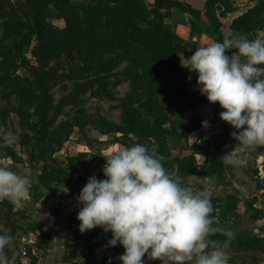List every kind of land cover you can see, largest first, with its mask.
I'll return each instance as SVG.
<instances>
[{
	"label": "rangeland",
	"instance_id": "rangeland-1",
	"mask_svg": "<svg viewBox=\"0 0 264 264\" xmlns=\"http://www.w3.org/2000/svg\"><path fill=\"white\" fill-rule=\"evenodd\" d=\"M1 1L3 12L0 13V42L3 45L13 46L15 68L19 78L32 87L35 82L32 67L40 66L53 68L59 75L68 73V76H59L51 82L54 109L49 115L55 120L50 128V140L47 139V143L58 141V144H55L54 153L47 156L48 158L43 162L30 159L21 135L24 128L23 117L30 121L37 120L36 101H24L14 92L10 96L11 103L7 98L0 97V165L6 162L21 163L26 160L27 163L41 168L44 166L52 168L64 163L69 154L87 151L95 157L92 167L96 166L94 174L92 168L85 170L84 174L88 181L93 175L98 180L106 179L102 171L104 157L121 146L145 145L151 153L159 156L160 143L155 137H139L118 129L105 131L106 125L117 127L121 124L123 109L127 104L145 121L153 122L160 111H166L167 114L172 115L174 127H179L181 123L191 118L194 119L193 122L199 124L191 133L189 140L172 130L167 132L166 138L171 157L186 153L187 151L182 149L183 146L194 143L202 136L220 132L226 125L219 115L224 110L219 104H210L207 98L196 107L184 112L177 111L180 93L176 90L173 62L167 63L162 57L155 58L156 53L138 37L144 31H147V35L151 32L158 34V29L163 28L166 31L164 36L166 41L172 46L183 49L179 54L181 64V59L190 57L197 47L214 42L216 35L211 32L212 24L205 15V5L202 9L196 8L200 10V15L179 7L163 6L159 12L149 13L146 20H134L135 24L129 27V31L127 33L120 31V35L110 45L99 47L97 51L92 52L89 49V39H86L72 45L74 47L69 48L68 52L64 51L53 58L46 52H36L37 34L33 32L35 30L33 26L27 28L28 30L5 32V25L14 22L13 10L21 19L29 21L30 25L33 24L32 17L25 15L29 5L26 0H23L24 10L21 9L19 0H10L8 3L7 0ZM98 1L71 0L73 4H94ZM155 1L146 0L149 10L154 7ZM79 10L83 11L82 8ZM244 13L240 16H244ZM36 14L40 19L46 20L45 13L40 9ZM162 21L164 26H161ZM246 21L253 24L255 18ZM134 25H138L141 30L134 29ZM55 26L62 29L63 20L55 21ZM222 30L227 33L224 32L226 38L232 33L231 25L230 29L222 26ZM238 33L254 39L264 34V28L258 27L249 31L241 28ZM161 36H163L162 32ZM227 55L231 56L232 53ZM145 59L147 62L144 61ZM162 67L168 69L163 72ZM193 74L196 81L191 88L200 92L197 86L198 75L195 72ZM159 76H161L160 83L157 81ZM165 89L171 94V101L166 99ZM58 106H62L60 112L57 110ZM77 122L82 123L83 127L78 126ZM72 124L74 127L71 133L66 134L69 125ZM170 125L168 122L165 127L171 128ZM27 133L32 137V132L27 131ZM237 143L232 136L228 138L221 147V154L224 156L234 150V155L242 161L240 165L224 163L223 173L208 175L213 177L208 180L209 182H202L203 180L199 178L207 176L190 175L181 181L182 186L191 187L194 192L203 193L210 199L213 206L211 215L214 219L219 217V212L223 213L220 208L223 205L221 202L225 200V215L229 216L231 221H234L235 217L240 218V214L247 219L253 217V221H261V219L264 221V147L241 152ZM33 161L35 163H32ZM161 162L169 173L171 166L164 158ZM229 196L237 199V206L232 215L226 211ZM252 201L256 202V207L252 206ZM240 203H242L241 207L245 208V213H240ZM251 250L253 248L246 249V251ZM255 251L264 256V246L255 247Z\"/></svg>",
	"mask_w": 264,
	"mask_h": 264
},
{
	"label": "clouds",
	"instance_id": "clouds-1",
	"mask_svg": "<svg viewBox=\"0 0 264 264\" xmlns=\"http://www.w3.org/2000/svg\"><path fill=\"white\" fill-rule=\"evenodd\" d=\"M228 50L236 51L229 56ZM181 66L197 73L200 93L224 110L220 119L237 130L231 136L239 151L264 147V34L254 39L235 34L197 47ZM104 158L106 179L89 177L77 197L81 233L97 227L111 232L109 246L124 248L122 264H143L146 254L162 264H228L234 233L223 230V244L210 239L219 231L210 199L182 186L163 166V157L134 144ZM221 158L228 165L242 163L234 150ZM29 197V179L0 165V201L18 205ZM11 243L10 235H0V264H14L5 252Z\"/></svg>",
	"mask_w": 264,
	"mask_h": 264
},
{
	"label": "trees",
	"instance_id": "trees-1",
	"mask_svg": "<svg viewBox=\"0 0 264 264\" xmlns=\"http://www.w3.org/2000/svg\"><path fill=\"white\" fill-rule=\"evenodd\" d=\"M9 1L7 0V3ZM255 1L256 3L244 13V16H237L233 19L231 23L232 33L228 38L239 34L238 30L241 28L246 31L255 30L258 27L264 28V0ZM19 3L21 9L24 10L22 6L23 0H19ZM26 3L29 5L25 15L32 17L33 24L30 25L29 21L21 19L15 14L13 8L9 7L13 10L14 22L5 25V32L22 31L33 26L35 28L33 32L37 34L36 52H46L48 56L53 58L64 51L68 52L69 48L74 47L72 45L86 39H89V49L92 52L97 51L99 47L110 45L120 35V31L122 33L129 31V27L135 24L134 20H146L149 13L159 12V9L163 6L169 8L179 7L200 15L199 9L181 0H156V4L150 10L146 0H99L94 4H73L71 0H26ZM79 8H82L83 11H80ZM38 9L45 13L46 20L40 19L36 14ZM232 10L230 0H206L205 15L212 24L211 32L216 35L214 42H223L226 38L222 30V17H225ZM2 12L3 5L0 0V13ZM251 18H255V22H252L253 24L246 21ZM59 19H62L64 23L62 29H58L55 26V21ZM164 25L162 21L161 26ZM119 26L121 29H117ZM134 29L141 30L138 25H134ZM161 32L163 36H161ZM165 32L163 28L158 29V34L151 32L147 35V31H144L138 37L156 53L155 58L162 57L167 63L169 61L173 62L175 66L173 71L176 73V90L180 93L176 110L184 112L189 108L200 105L206 96L191 88V85L196 81L194 72H190L187 68L181 66L179 54L183 49L178 48L179 46L170 45L166 41V37H164ZM234 51L236 50H228L226 54ZM0 55V97L7 98L9 103H11L10 96L14 92L24 101H36L35 115L37 120L30 121L28 118L23 117L24 128L21 135L23 138L22 143L25 145L30 159L43 162L48 158L47 156H51L54 153L55 144H58V141L54 143L49 141L47 143V139L50 140V128L55 120L49 115L54 109L51 82L59 78V76H68V73L59 75L53 68L45 66L32 67L35 82L32 87H29L28 83L23 82L16 73L13 46L10 44L3 45L0 42ZM144 61L147 62L146 59ZM157 66L160 67L159 65ZM166 69L168 68L166 67ZM166 69L162 67L163 72ZM157 81L161 82V76L158 77ZM164 91L167 93L165 95L166 99L171 101V94L168 93L167 89ZM61 108L62 106H58V112H60ZM172 118V115L167 114L166 111H160L153 122L145 121L137 111L127 104L123 109L121 124L117 127L106 125L105 131L110 132L118 129L124 133L126 132V134L133 133L139 137H155L160 143L159 156L163 157L171 166L169 174L173 177H179L181 181L194 174L199 176L222 174L224 161L221 158V147L231 137V133L237 130L225 122L226 125L222 127L220 132L202 136L194 143L183 146L182 149L183 151L186 150V153L171 157L166 138L167 132L172 130L189 140L191 133L199 125L193 122L192 120L194 119L191 118L189 121L181 123L179 127H174ZM168 122H170L171 128L165 127ZM77 125L83 127L80 122H77ZM73 127L74 124L69 125L68 133L66 134H70ZM27 131L33 133L32 137ZM94 159L95 157L87 151L69 154L65 162L58 167H42L43 172L40 174V179L47 185L53 181L63 182L73 192L79 191L87 182L84 172L92 168ZM236 203V198L228 197L226 207L228 214H233L237 206ZM238 221L239 218L235 217L234 222L237 223ZM95 229L90 230L93 237H96L99 233ZM222 232L217 231L210 239L223 244L226 237ZM259 246H264V237L257 235L243 236L234 233V237L227 248L229 250L246 251L248 248L255 249V247ZM109 247L111 248V246ZM32 264H36V262H32Z\"/></svg>",
	"mask_w": 264,
	"mask_h": 264
},
{
	"label": "crops",
	"instance_id": "crops-1",
	"mask_svg": "<svg viewBox=\"0 0 264 264\" xmlns=\"http://www.w3.org/2000/svg\"><path fill=\"white\" fill-rule=\"evenodd\" d=\"M190 3L194 8L202 9L206 0H182ZM256 3L255 0H230L232 11L223 18V27H228L233 19L242 15ZM229 31V30H227ZM223 32H225L223 30ZM226 33V32H225ZM227 34V33H226ZM25 159V158H24ZM67 158H65L66 160ZM32 163H35L33 161ZM10 169L30 181V197L18 205L8 200L0 201V235H10L12 243L5 248L10 260L14 264H122L118 259L124 253L119 243L111 248L108 241L111 232H104L97 227L98 233L93 237L90 231H79L77 214L82 207L77 201L79 191L73 192L65 183L53 181L49 185L43 183L40 174L41 166L31 163L6 162ZM92 167L93 174L96 173ZM202 182H209L210 176L199 177ZM210 187V186H209ZM225 200L221 202L223 213L219 212L214 219V226L223 231L225 229L238 235H257L264 237V221H253L240 214L239 221H231L225 215ZM240 213L246 212L241 207ZM256 207V202L252 201ZM244 212V213H245ZM28 246L27 257L22 255L23 245ZM228 264H264V256L255 249L251 251L229 250L227 248ZM143 264H162L159 260H149L147 254L143 257ZM194 264V262H188Z\"/></svg>",
	"mask_w": 264,
	"mask_h": 264
},
{
	"label": "built area",
	"instance_id": "built-area-1",
	"mask_svg": "<svg viewBox=\"0 0 264 264\" xmlns=\"http://www.w3.org/2000/svg\"><path fill=\"white\" fill-rule=\"evenodd\" d=\"M105 162H106V161L104 160V162H103V166H104ZM103 166H102V167H103ZM28 250H29V249H28V246H27L26 244L22 246V248H21V252H22L23 257H24V256L27 257L28 252H29Z\"/></svg>",
	"mask_w": 264,
	"mask_h": 264
},
{
	"label": "water",
	"instance_id": "water-1",
	"mask_svg": "<svg viewBox=\"0 0 264 264\" xmlns=\"http://www.w3.org/2000/svg\"><path fill=\"white\" fill-rule=\"evenodd\" d=\"M216 120H219V118H216Z\"/></svg>",
	"mask_w": 264,
	"mask_h": 264
}]
</instances>
